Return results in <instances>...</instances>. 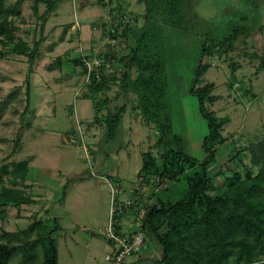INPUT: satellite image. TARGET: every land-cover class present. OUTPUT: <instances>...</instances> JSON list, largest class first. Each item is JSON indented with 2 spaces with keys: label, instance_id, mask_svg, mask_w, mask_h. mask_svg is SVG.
<instances>
[{
  "label": "rangeland",
  "instance_id": "1",
  "mask_svg": "<svg viewBox=\"0 0 264 264\" xmlns=\"http://www.w3.org/2000/svg\"><path fill=\"white\" fill-rule=\"evenodd\" d=\"M0 1L4 8L22 1L9 29L14 42L35 56L31 65L12 44L0 45V170L15 162L29 168L24 180L3 176V186L28 202L2 208L0 242H7L5 232L54 220L58 264H109L105 257L113 248L102 233L113 199L122 207L117 231L128 237L142 231L143 217L157 200L175 201L186 189L183 180L172 184L142 171L144 154L160 166L164 147L157 144V127L137 110L135 95L119 91L123 74H136L121 34L144 24L145 6L140 0H56L45 17L44 3ZM186 16L193 30L186 26L171 38L180 48L177 60L165 53L168 99L173 131L184 139V152L198 161L202 148L186 138L188 132L193 137L192 127L198 130V100L190 94L197 49L211 35L246 29L232 50L217 44L203 57L207 70L194 87L210 89L205 107L222 124L216 161L208 169L213 195L234 176L244 180L258 173L250 147L264 142V0H188ZM119 108L120 130L107 140L104 117ZM144 240L128 264H159L161 248ZM33 250L37 264L42 262L43 250L39 245ZM20 260L16 253L9 264Z\"/></svg>",
  "mask_w": 264,
  "mask_h": 264
},
{
  "label": "trees",
  "instance_id": "2",
  "mask_svg": "<svg viewBox=\"0 0 264 264\" xmlns=\"http://www.w3.org/2000/svg\"><path fill=\"white\" fill-rule=\"evenodd\" d=\"M35 5L44 3L48 16L56 0H34ZM145 5L144 24L141 27H126L121 34L127 45L129 66L136 68L135 76L125 72L119 91L136 97L137 110L149 123L159 130L157 144L164 147L159 166L149 153L144 154L142 171L148 175L161 176L172 184L185 182V191L175 201L157 200L145 213L142 220L144 237L150 238L161 248L159 264H264V142L250 147V154L258 173L239 180L229 179L226 189L210 195L213 189L208 169L216 161L215 149L221 143L222 124L213 112L205 107L209 88L195 90L207 70L203 57L211 55L217 44L224 52L232 50L237 38L244 36L246 29L234 27L221 38L204 39L197 49V65L190 94L197 98L199 111L207 123L208 134L202 139L205 159L198 161L186 154L182 137L172 127L169 101V77L165 53H179V45L171 43L178 32L190 26L186 16L188 0H140ZM18 1L4 8L0 1V45H13L19 55H28L31 65L34 53L24 43H15L9 26L11 16L19 15ZM1 59V52H0ZM75 63L80 64L79 61ZM123 108L104 117L107 125L106 139L117 136L122 122ZM0 174V215L2 208L19 207L28 202L17 197L15 191L3 186V176L26 179L29 171L25 162L3 166ZM54 220L36 222L18 233L5 232L0 242V264H9L16 253H21L18 264H37L38 255L33 250L39 245L43 260L38 264H58L57 240L53 234L58 230ZM141 231V232H142ZM13 242V243H12ZM16 242V243H15Z\"/></svg>",
  "mask_w": 264,
  "mask_h": 264
},
{
  "label": "built area",
  "instance_id": "3",
  "mask_svg": "<svg viewBox=\"0 0 264 264\" xmlns=\"http://www.w3.org/2000/svg\"><path fill=\"white\" fill-rule=\"evenodd\" d=\"M121 208L120 204L113 199L109 222L102 233V235L108 239L113 248L112 253L105 257V261L109 264H128V258L136 254L144 245L145 241L142 232L124 237L120 235L119 231H117L118 225L116 223V213L120 212Z\"/></svg>",
  "mask_w": 264,
  "mask_h": 264
},
{
  "label": "crops",
  "instance_id": "4",
  "mask_svg": "<svg viewBox=\"0 0 264 264\" xmlns=\"http://www.w3.org/2000/svg\"><path fill=\"white\" fill-rule=\"evenodd\" d=\"M126 1H130V0H126ZM195 113H196L195 114V122L197 123L198 130L196 129V127H192L193 131L191 132V134H192L193 137L190 138V133L188 132V135L186 136V138L187 139H190L191 142L195 143L196 145L200 146V148H202V142L201 141H202V139L205 136H207V134H208V128H207V131H206L207 133H202V131H201L202 130L201 129V123H203V120H202V116L201 115H200L201 117L199 116V114H200V111H199V103H198V111H196V108H195ZM206 126H207V124H206ZM182 140H183V145H184V139L182 138ZM204 159H205V154H204L203 160Z\"/></svg>",
  "mask_w": 264,
  "mask_h": 264
}]
</instances>
